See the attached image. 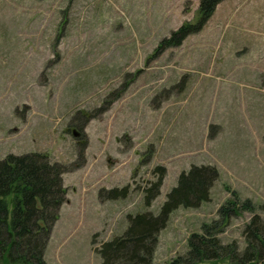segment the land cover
Segmentation results:
<instances>
[{"label": "rangeland", "instance_id": "rangeland-1", "mask_svg": "<svg viewBox=\"0 0 264 264\" xmlns=\"http://www.w3.org/2000/svg\"><path fill=\"white\" fill-rule=\"evenodd\" d=\"M198 1L0 0V159L41 152L65 168L47 264H100L93 247L128 214L158 213L191 165L218 178L208 201L171 212L152 264L185 254L230 191L264 220V0H222L199 31L159 46L196 20ZM251 216H232L221 242L242 249Z\"/></svg>", "mask_w": 264, "mask_h": 264}, {"label": "trees", "instance_id": "trees-1", "mask_svg": "<svg viewBox=\"0 0 264 264\" xmlns=\"http://www.w3.org/2000/svg\"><path fill=\"white\" fill-rule=\"evenodd\" d=\"M222 0H199L197 18L184 22L159 46L179 45L189 34L199 31ZM65 168L50 162L41 152L8 153L0 159V264H47L44 251L52 228L66 199L62 174ZM218 171L210 165H191L182 171L176 184L166 193L158 213L137 212L127 215L124 231L94 246L100 264H152L158 234L171 212L182 207H198L209 200ZM162 177L145 189L144 204L149 206L159 195ZM126 186L101 190V199L127 195ZM252 213L242 235L244 247L237 242L222 243L218 233L232 216ZM249 199L240 200L235 191L218 207V218L204 223L200 233L187 239L185 254L169 264H264V220L253 214ZM95 236L91 244H95Z\"/></svg>", "mask_w": 264, "mask_h": 264}, {"label": "water", "instance_id": "water-1", "mask_svg": "<svg viewBox=\"0 0 264 264\" xmlns=\"http://www.w3.org/2000/svg\"><path fill=\"white\" fill-rule=\"evenodd\" d=\"M75 135V134H74Z\"/></svg>", "mask_w": 264, "mask_h": 264}]
</instances>
